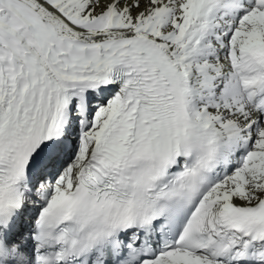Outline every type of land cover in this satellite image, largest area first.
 I'll return each instance as SVG.
<instances>
[{"label": "snow or ice", "instance_id": "6c2138e0", "mask_svg": "<svg viewBox=\"0 0 264 264\" xmlns=\"http://www.w3.org/2000/svg\"><path fill=\"white\" fill-rule=\"evenodd\" d=\"M0 264H264V0H0Z\"/></svg>", "mask_w": 264, "mask_h": 264}]
</instances>
